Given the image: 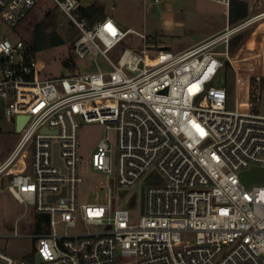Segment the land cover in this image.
<instances>
[{
	"label": "built area",
	"instance_id": "built-area-1",
	"mask_svg": "<svg viewBox=\"0 0 264 264\" xmlns=\"http://www.w3.org/2000/svg\"><path fill=\"white\" fill-rule=\"evenodd\" d=\"M38 1L0 0V18L15 26ZM54 1L79 31L72 57L100 54L111 69L41 78L45 63L28 43L0 33V119L16 129L17 116L29 115L0 157V192L25 205L22 217L30 207L49 217L30 234L18 219L13 235L35 240L34 258L0 249V264H264V182L242 179L264 168V9L249 3L231 22L232 0H213L226 7V25L173 51L159 46L158 30L111 16L90 25L76 12L80 0ZM242 32L257 35L256 48L246 49L249 34L234 54ZM130 34L140 46L121 47ZM83 121L104 126L89 160L107 175L94 202L80 195ZM140 183L135 220L121 193Z\"/></svg>",
	"mask_w": 264,
	"mask_h": 264
},
{
	"label": "rangeland",
	"instance_id": "rangeland-1",
	"mask_svg": "<svg viewBox=\"0 0 264 264\" xmlns=\"http://www.w3.org/2000/svg\"><path fill=\"white\" fill-rule=\"evenodd\" d=\"M82 4H88L93 0H80ZM105 6V11L114 17L124 27H132L139 31L148 32L159 31V46L164 49L178 51L189 48L194 43L201 41L205 37L212 35L222 29L228 22L227 10L221 3L213 0H175L172 2V16L163 14L161 5H152L148 2L145 9L144 0H96ZM252 4V11L264 9V0H249ZM56 10L54 13L52 11ZM47 14L48 17H47ZM48 20V30L57 29L63 36L64 27L60 22H67V17L59 11L54 0H39L28 14L15 26L5 22L0 18V33L6 34L12 41L24 39L27 43H32L34 28L38 21ZM251 37L247 39L248 50H254L257 45V35L249 33ZM77 37V36H76ZM75 37V38H76ZM248 37V36H247ZM246 37V38H247ZM74 38V39H75ZM72 41V40H71ZM66 38V43L60 46L40 50L37 57L45 63V68L41 72V78L58 77L62 75L77 74L83 72H93L110 70L111 65L100 54L90 55L86 58H73L74 65L70 66L67 59L72 56L73 41ZM127 47H138L141 40L130 34L126 38ZM244 44L241 43V47ZM249 44V45H248ZM238 51L234 48L233 53ZM232 76V71L227 69ZM226 70L225 73L227 74ZM261 101L259 111L264 114V81L262 82ZM232 106V104H230ZM104 133V126L97 122L83 121L79 129L80 153L83 158V167L86 168L84 182L80 186L81 200L87 197L89 201H96V182L106 180L107 175L101 170H97L89 165V160L95 151L98 140ZM19 139V132L15 129L11 120L0 119V157L13 149ZM144 184H138L126 191L128 198H131L132 219H138L142 213V206L145 201ZM103 196V190H99ZM121 199H125L121 198ZM121 202V200H119ZM26 210L24 204L20 203L9 191L0 192V249L7 253L24 258L35 250V240L28 235H13L16 221L20 219L18 231L25 234L34 232L33 223L35 212L30 207ZM82 230L83 228L80 227Z\"/></svg>",
	"mask_w": 264,
	"mask_h": 264
},
{
	"label": "trees",
	"instance_id": "trees-1",
	"mask_svg": "<svg viewBox=\"0 0 264 264\" xmlns=\"http://www.w3.org/2000/svg\"><path fill=\"white\" fill-rule=\"evenodd\" d=\"M57 6V5H56ZM58 8V7H57ZM56 10L52 11L54 13ZM76 12L81 18H85L90 25L94 24L96 21L101 20L108 16L105 11V6L102 3H99L96 0L91 1L88 4H82L81 1L77 6ZM249 14V0H232L231 9H230V21L237 22L240 19L246 17ZM49 14H47L48 17ZM45 17L44 19L38 21L34 28V37L32 43H28V49L30 55L37 56V53L40 50L60 46L66 43V38L68 40H74V38L78 35L79 31L74 28V24L71 21L67 22H60V25L64 27L65 35L58 31L57 29L48 30L49 26V18L48 20ZM264 27V24L262 28ZM249 35V32H242L236 35L232 40V48L237 47L241 42L246 39ZM158 33V39H159ZM157 40V37L153 38V40ZM71 41V42H72ZM125 42L121 44V47L125 46ZM73 56V53H72ZM67 59V63L72 66L74 65L73 57ZM264 81V78L262 79ZM122 197L127 196L126 191L123 190L121 193ZM128 207L132 208L134 204H132L131 198L126 204ZM35 222H34V229L36 231H41L46 229V226H42L43 221L47 220L49 217L46 214L35 213ZM29 260L34 258V252L30 253L27 257Z\"/></svg>",
	"mask_w": 264,
	"mask_h": 264
},
{
	"label": "water",
	"instance_id": "water-1",
	"mask_svg": "<svg viewBox=\"0 0 264 264\" xmlns=\"http://www.w3.org/2000/svg\"><path fill=\"white\" fill-rule=\"evenodd\" d=\"M28 118H29V115L17 116L16 118V130L17 131H20L22 129V127L24 126ZM55 155L58 160L57 146H55ZM242 179L246 184H249L251 182H264V168L254 166L250 168L249 170H245L242 172Z\"/></svg>",
	"mask_w": 264,
	"mask_h": 264
},
{
	"label": "crops",
	"instance_id": "crops-1",
	"mask_svg": "<svg viewBox=\"0 0 264 264\" xmlns=\"http://www.w3.org/2000/svg\"><path fill=\"white\" fill-rule=\"evenodd\" d=\"M163 7V9H164V12H163V14H167V16H172V11H171V9H172V3H168V4H166V5H164V6H162ZM108 16H110L109 14H108ZM112 17V16H111ZM114 18V17H113ZM209 36H211V35H209ZM208 37V36H207ZM207 37H205V38H207ZM204 38V39H205ZM203 40V39H202ZM199 42V41H198ZM197 43V42H196ZM195 44V43H194ZM186 49V48H185ZM181 50H184V49H180V50H178V51H181Z\"/></svg>",
	"mask_w": 264,
	"mask_h": 264
}]
</instances>
